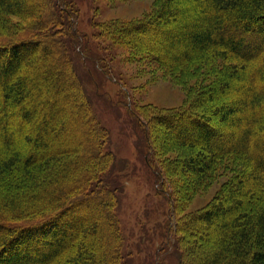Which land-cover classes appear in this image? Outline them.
I'll return each mask as SVG.
<instances>
[{"label": "trees", "instance_id": "obj_1", "mask_svg": "<svg viewBox=\"0 0 264 264\" xmlns=\"http://www.w3.org/2000/svg\"><path fill=\"white\" fill-rule=\"evenodd\" d=\"M184 1L101 23L96 36L173 75L220 61L219 78L189 107L129 112L147 145L139 153L171 202L178 264H264V0ZM78 14L72 0H0V264L125 263L119 189L106 178L116 155L75 67L73 53L85 51ZM140 33L161 38L142 44ZM231 90V102L201 109ZM159 124L185 150L176 164L194 177L188 195L224 160L241 166L195 212L180 215L182 194L167 187Z\"/></svg>", "mask_w": 264, "mask_h": 264}, {"label": "rangeland", "instance_id": "obj_2", "mask_svg": "<svg viewBox=\"0 0 264 264\" xmlns=\"http://www.w3.org/2000/svg\"><path fill=\"white\" fill-rule=\"evenodd\" d=\"M162 1L72 0L79 13L75 24L80 40L87 44L83 47V55L73 53L75 67L96 115L109 129L107 148L116 155V162L106 178L119 189L116 213L124 236V264H178L179 261L171 242L173 238H170L173 237L171 202L159 191V179L139 153L147 151V145L143 143L141 130L136 127L129 109L138 105L162 113L187 108L198 100L204 88L216 82L221 71L220 61H212L197 70L173 75L143 60L139 54L138 58L134 57L128 47L115 43L108 35L96 36L99 24L144 19ZM30 20L25 21L28 23ZM140 36L145 38L142 44L147 45L161 38L147 33H140ZM90 57L93 58L90 60ZM234 90L215 97L201 109L231 102L238 96ZM163 130L165 126L159 124L153 133L157 157L167 176V187L175 190L179 197L182 194L180 215L195 212L214 200L241 166L238 161L224 160L206 180L204 188L188 195L194 177L182 164H176L185 156V150L166 140ZM188 237L189 242L195 239L194 234ZM167 239L170 240L168 249L162 248Z\"/></svg>", "mask_w": 264, "mask_h": 264}]
</instances>
